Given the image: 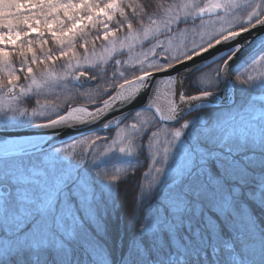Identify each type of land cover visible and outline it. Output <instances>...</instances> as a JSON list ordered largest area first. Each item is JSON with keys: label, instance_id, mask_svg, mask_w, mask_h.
Instances as JSON below:
<instances>
[{"label": "snow or ice", "instance_id": "snow-or-ice-1", "mask_svg": "<svg viewBox=\"0 0 264 264\" xmlns=\"http://www.w3.org/2000/svg\"><path fill=\"white\" fill-rule=\"evenodd\" d=\"M261 68L264 0H0V264H264Z\"/></svg>", "mask_w": 264, "mask_h": 264}, {"label": "rangeland", "instance_id": "rangeland-1", "mask_svg": "<svg viewBox=\"0 0 264 264\" xmlns=\"http://www.w3.org/2000/svg\"><path fill=\"white\" fill-rule=\"evenodd\" d=\"M101 15H102V13H101ZM48 27H50V28H55V25H54V24H49ZM34 35H35V32H33V36H34ZM97 44L99 45V42H97ZM89 47H91V45H90ZM78 51H80L81 54H82V50L78 49ZM117 58H120V59H126V57H117ZM16 67H19V63H18V62H16ZM260 70H261V71H264V68H261ZM110 71H111V69L109 70V72H110ZM203 71H204L205 73H208V72H210V69L205 68ZM19 83H21V84H24V83H25V81L23 80V77L21 78V81H20ZM202 86H203V85H202ZM43 99H44V98L41 97V100H42V101H43ZM63 99H64V97L61 96V100H63ZM78 103L83 104V103H86V101H84L83 99H80V100L78 101ZM23 106L28 107V108H29V111H30L31 108L35 106V102H34V100H33V101L29 102L28 104L23 105ZM89 106H91V105H89ZM71 141H72V140H71ZM71 141H68V142L70 143Z\"/></svg>", "mask_w": 264, "mask_h": 264}, {"label": "water", "instance_id": "water-1", "mask_svg": "<svg viewBox=\"0 0 264 264\" xmlns=\"http://www.w3.org/2000/svg\"><path fill=\"white\" fill-rule=\"evenodd\" d=\"M20 131L32 134L34 130H32V129H21ZM43 131H48V130H35V132H43ZM64 139L66 141H71V140L76 139V137H75V135H72V136H66V137H64Z\"/></svg>", "mask_w": 264, "mask_h": 264}, {"label": "trees", "instance_id": "trees-1", "mask_svg": "<svg viewBox=\"0 0 264 264\" xmlns=\"http://www.w3.org/2000/svg\"><path fill=\"white\" fill-rule=\"evenodd\" d=\"M193 91V94H195V89L192 90ZM103 134V133H102ZM123 187V186H122Z\"/></svg>", "mask_w": 264, "mask_h": 264}]
</instances>
